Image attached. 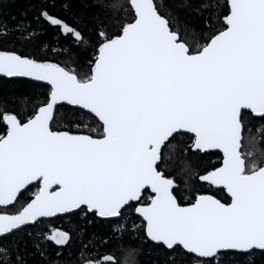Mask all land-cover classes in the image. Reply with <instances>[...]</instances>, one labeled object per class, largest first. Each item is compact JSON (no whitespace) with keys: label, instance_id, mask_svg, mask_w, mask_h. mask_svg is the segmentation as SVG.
<instances>
[{"label":"snow or ice","instance_id":"6c2138e0","mask_svg":"<svg viewBox=\"0 0 264 264\" xmlns=\"http://www.w3.org/2000/svg\"><path fill=\"white\" fill-rule=\"evenodd\" d=\"M32 6L0 21V264H138L105 251L127 231L162 264H264V0Z\"/></svg>","mask_w":264,"mask_h":264},{"label":"trees","instance_id":"16d2710c","mask_svg":"<svg viewBox=\"0 0 264 264\" xmlns=\"http://www.w3.org/2000/svg\"><path fill=\"white\" fill-rule=\"evenodd\" d=\"M34 2L35 0H0V21L6 22L9 26H13L22 20L31 21L36 14L35 9L32 6ZM56 2L57 8L55 9V11L58 14L65 15L69 22H73L74 20V17L72 15L73 13H75L77 16L87 13V15L90 17L91 14L96 11V9H85L83 7V3L86 2V0H67V2L72 5V7L67 13H64L59 5L66 2V0H56ZM177 12L182 18H185V10L177 9ZM24 13H27V15H23ZM192 19H194V17H192ZM51 36L52 33L50 32L47 36L42 37V39L50 40ZM15 87L16 86L13 85L8 86V88L10 89H14ZM23 87H30V85H24ZM21 90H23V88H21ZM261 147L264 148V145H261ZM219 161V156H204L203 158H193L192 165L197 171H199L205 167L218 165ZM173 167L177 169V171L175 172L176 182L183 189V181L185 178L183 175L179 174V163L177 162L175 165H173ZM131 216L134 218L135 214H131ZM75 222L76 221L74 219L70 220L66 217L63 220H54L52 225H49V227L67 228L71 223ZM135 223L139 224L140 221L136 220ZM129 227H131V222L129 223ZM102 230L106 231L107 229L105 227ZM133 237L134 233L132 231H127L123 235L122 239L113 238L110 245L105 249V251L111 252L117 258V260H120L124 255V251L129 246L133 248L139 247L140 252L138 256V264H162L164 257L155 252L150 244H143L135 240ZM176 264H181L179 257H177Z\"/></svg>","mask_w":264,"mask_h":264}]
</instances>
